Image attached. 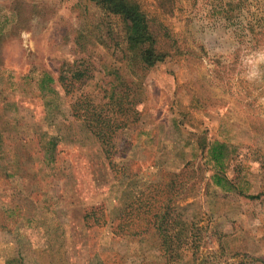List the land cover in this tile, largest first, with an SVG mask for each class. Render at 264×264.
I'll list each match as a JSON object with an SVG mask.
<instances>
[{
	"label": "rangeland",
	"instance_id": "obj_1",
	"mask_svg": "<svg viewBox=\"0 0 264 264\" xmlns=\"http://www.w3.org/2000/svg\"><path fill=\"white\" fill-rule=\"evenodd\" d=\"M137 1L170 52L145 73L129 64L120 18L95 0H0V264L165 262L153 233L113 237L83 219L86 205L115 201L114 175L70 105L89 97L118 110L112 92L129 88L137 119L117 131L120 202L189 163L176 204L190 205L202 239L175 264H264V0ZM81 33L106 43L80 47ZM65 62L89 78L70 94L42 89ZM43 132L63 136L50 163ZM215 141L230 151L224 172L208 152Z\"/></svg>",
	"mask_w": 264,
	"mask_h": 264
},
{
	"label": "trees",
	"instance_id": "obj_2",
	"mask_svg": "<svg viewBox=\"0 0 264 264\" xmlns=\"http://www.w3.org/2000/svg\"><path fill=\"white\" fill-rule=\"evenodd\" d=\"M95 1L106 12L120 18L123 26V44L129 51V64L134 71L140 70L145 73L149 68L164 61L170 55L169 50L163 48L159 33L153 28L147 12L137 0ZM99 34L92 33L86 37L81 33L77 37V44L82 47V39L84 41L89 39L91 43L105 44L104 35L97 36ZM166 35L170 37L169 34ZM87 78H89V70L86 66L71 65L65 62L60 68L58 78L49 73H44L41 85L42 89L51 92L56 88L54 83H59L66 94H70L77 88V83L82 84L81 82ZM131 93V88L121 89L117 92L113 90L110 99L118 110L112 109L111 111L108 109L106 110L107 113L100 104L91 103L92 99L89 97L83 101L78 98L75 103L70 105L74 120L87 128L93 137L99 141L100 150L107 159L109 168L114 175L109 192L112 193L115 201L109 203L107 198L86 205L83 209V219L89 228H109L113 237L130 238L153 233L159 240L160 253L166 258L165 262L161 264H175L182 255V250L189 249L195 256L199 251L202 239L203 227L187 217L186 211L190 205L179 206L176 204L178 198L184 196L185 193V181H180V177L189 163L179 172L169 173V175H165V173L161 180L151 181L145 189L138 190L136 194H132L133 191H130L123 203L120 202V198L115 193V181L118 180L120 171L116 156L122 152L116 143L117 131L121 124L137 119L130 120L135 103V96L129 99ZM121 115L125 116L126 122H121L122 120L119 119ZM61 139L63 136L54 132L40 134L39 145L44 150L45 162L50 163L56 160L55 150ZM208 149L212 160L224 172L230 161V151L226 144L215 141ZM1 158L0 154V161ZM214 181L227 190L239 188L241 194L248 193L243 187H240L241 184H232L233 180L225 174H215ZM258 196L259 194H251L252 198Z\"/></svg>",
	"mask_w": 264,
	"mask_h": 264
}]
</instances>
